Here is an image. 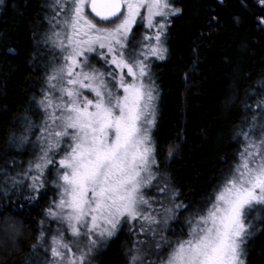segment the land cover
<instances>
[{
	"label": "snow or ice",
	"instance_id": "obj_1",
	"mask_svg": "<svg viewBox=\"0 0 264 264\" xmlns=\"http://www.w3.org/2000/svg\"><path fill=\"white\" fill-rule=\"evenodd\" d=\"M43 11L36 43L44 75L30 109L38 120L25 115L14 138L31 147L32 159L16 175L4 173L0 194L10 199L11 189L27 188L36 200L46 186L55 189L37 237L50 264H91L96 248L124 229L135 237L128 264L147 256L155 257L148 264H245L256 222L264 224L252 216L264 212V124L255 135L264 81L255 107L246 105L252 126L236 131L239 153L193 208L164 174L152 135V65L166 59L171 17L181 9L172 0H46ZM21 227L0 214L8 239Z\"/></svg>",
	"mask_w": 264,
	"mask_h": 264
},
{
	"label": "trees",
	"instance_id": "obj_2",
	"mask_svg": "<svg viewBox=\"0 0 264 264\" xmlns=\"http://www.w3.org/2000/svg\"><path fill=\"white\" fill-rule=\"evenodd\" d=\"M172 2L181 12L171 17L166 59L152 65L158 88L152 135L171 186L195 208L239 153L237 129L252 126L253 113L246 105L255 107L261 95L257 85L264 81V6L257 0ZM45 3H0V181L5 172L16 175L26 169L32 159L31 147H21L14 138L25 115L38 120L30 109L44 75L43 49L36 39L44 27ZM263 122L257 113L255 129ZM169 148L174 150L171 157ZM30 195L27 188L11 189L10 199L0 194V214L22 225L14 241L0 233V264L50 263L47 246L37 243V237L44 209L56 192L48 185L38 199H28ZM252 216L264 217V212L253 211ZM256 225L245 246V264H264V224ZM183 226L182 219L173 222L177 233ZM134 239L124 229L96 248L91 264H128Z\"/></svg>",
	"mask_w": 264,
	"mask_h": 264
},
{
	"label": "rangeland",
	"instance_id": "obj_3",
	"mask_svg": "<svg viewBox=\"0 0 264 264\" xmlns=\"http://www.w3.org/2000/svg\"><path fill=\"white\" fill-rule=\"evenodd\" d=\"M257 3H258V5H260V6H264V4H262L261 2H260V0H257ZM141 31H143V30H141ZM140 38V33H137V39H139ZM156 61H158V60H156ZM156 104H157V102H156ZM158 106V105H157ZM157 114H158V107H157ZM156 118H157V115H156ZM262 124H264V122L263 123H259V125L257 126V128L255 129V135H256V137L258 138L261 134H262V132H261V125ZM46 226V225H45ZM92 257V256H91ZM49 258H50V262H51V256H50V253H49ZM244 258V257H243ZM155 259V257L154 256H147L146 258H145V264H147L148 263V261L149 260H154ZM147 262V263H146ZM50 264V263H49Z\"/></svg>",
	"mask_w": 264,
	"mask_h": 264
}]
</instances>
